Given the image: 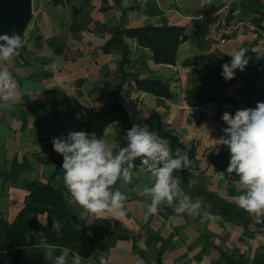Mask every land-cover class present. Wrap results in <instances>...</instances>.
<instances>
[{"label":"crops","instance_id":"0c3cea01","mask_svg":"<svg viewBox=\"0 0 264 264\" xmlns=\"http://www.w3.org/2000/svg\"><path fill=\"white\" fill-rule=\"evenodd\" d=\"M224 6L231 21H249L260 31H241L220 43L216 30ZM33 12L25 45L18 55L0 62L18 85L11 108L0 109V221L17 220L32 193L50 182L61 191L75 228L95 235L93 253L81 256L82 264H100L101 257L109 264H137L138 259L144 264H264V222L257 223L237 206L234 197L242 189L239 177L227 173L229 149L214 147V139L227 127L224 112L234 115L264 102V0H33ZM147 26L184 28L186 40L175 64L156 63L151 50L132 38L104 51L116 31ZM241 48L252 55V67L226 88L225 101L204 105L197 122L191 101L201 85L203 63H184L200 56L231 60L227 54ZM125 54L126 75L120 69ZM137 79L159 80L171 96L141 91ZM115 99L137 123L161 126L193 150L190 165L173 175L181 177L180 188L193 201L210 205V219L202 222L200 214H178L175 204H161L145 221L144 205L150 199L143 189L152 179L140 174L139 167L130 183L113 186L128 197L121 220L92 215L70 198L64 170L54 176L60 154L52 140L83 131ZM95 136L113 146L126 145L119 121ZM37 218L46 224L54 216ZM79 246L38 245L22 252V259L53 264L45 259L52 250L71 264Z\"/></svg>","mask_w":264,"mask_h":264},{"label":"clouds","instance_id":"9594fccd","mask_svg":"<svg viewBox=\"0 0 264 264\" xmlns=\"http://www.w3.org/2000/svg\"><path fill=\"white\" fill-rule=\"evenodd\" d=\"M0 62L8 61L22 47V37L15 31L0 35ZM247 50L241 48L228 53L230 64L222 65L226 80L234 78L235 70L243 71L248 64ZM17 82L7 68L0 69V109H10L17 97ZM223 122L227 125L223 136L214 139L215 146H227L230 162L227 173H235L240 194L234 197L239 208L249 213L257 223L264 222V102L256 107L240 109L232 115L224 112ZM126 145H110L105 139H97L84 131H71L66 136L53 138L55 152L62 155L64 185L70 198L88 213L102 217L111 215L117 220L126 214L128 197L114 189L118 181L130 183L133 178L135 161L139 160V173L150 175L151 186H145L144 195L150 199L145 203L144 219L157 213L161 204L173 206L178 214H200L202 222L211 218L210 205L195 201L180 188L181 177L175 171L190 165L186 153L176 150L173 157L168 141L151 132L147 125L134 124L125 134ZM115 148V151H114ZM203 209V211H201ZM62 224L53 218L52 228L59 234ZM45 259L53 264H68L61 254L54 256L52 250L45 253ZM82 257L74 254L71 264H82ZM100 264H109L104 257ZM137 264H144L142 259Z\"/></svg>","mask_w":264,"mask_h":264},{"label":"trees","instance_id":"16d2710c","mask_svg":"<svg viewBox=\"0 0 264 264\" xmlns=\"http://www.w3.org/2000/svg\"><path fill=\"white\" fill-rule=\"evenodd\" d=\"M125 38L136 39L138 44L151 50L153 58L158 64H175L180 45L186 40L184 28L179 26H147L134 29L118 30L104 46L107 53L109 49ZM252 55L249 53L246 58L249 60L243 71L235 70L234 78L226 80L222 75V65L231 62L229 59H219L214 56H200L193 61L185 62L184 65L199 66L203 63L200 71L201 85L195 91L191 101L194 117L197 122L203 118L202 107L211 102H223L224 93L228 86L233 84L237 78L242 76L252 67ZM129 62L125 54L121 62V72L125 73V66ZM137 88L146 93L159 97L169 98L171 96L169 87L159 80H136ZM119 121L123 124L125 135L134 124L141 127L146 124H139L132 119L125 108L115 99L104 111L93 115L88 126L83 130L90 136L102 135L104 129ZM151 132L168 140L173 157L177 149L186 153L189 161L194 157L192 149L187 150L186 146L161 126L147 125ZM63 157L59 155L57 170L59 174L62 169ZM136 168L140 161H135ZM183 170V169H181ZM53 178V177H52ZM50 214L62 224L59 234L52 228V220L46 224L42 223L37 216ZM80 242L78 253L84 258L92 255L95 245L93 232H85L75 228L68 205L61 194L50 182L42 184L31 195L28 204L25 206L23 215L13 222L0 221V264H37L29 258L22 259V252L34 250L38 245H72Z\"/></svg>","mask_w":264,"mask_h":264},{"label":"water","instance_id":"95a60500","mask_svg":"<svg viewBox=\"0 0 264 264\" xmlns=\"http://www.w3.org/2000/svg\"><path fill=\"white\" fill-rule=\"evenodd\" d=\"M33 17V0H0V35L15 31L23 38Z\"/></svg>","mask_w":264,"mask_h":264},{"label":"built area","instance_id":"2783aa9c","mask_svg":"<svg viewBox=\"0 0 264 264\" xmlns=\"http://www.w3.org/2000/svg\"><path fill=\"white\" fill-rule=\"evenodd\" d=\"M221 12H224V16L220 20L219 26L216 30V37L218 41L222 44H225L230 38L240 33L241 31H245V30L252 32L260 31L257 29L255 25H253L249 21L246 20L231 21L228 17V14L230 12L228 6H224L219 13ZM261 33L264 36V32Z\"/></svg>","mask_w":264,"mask_h":264},{"label":"rangeland","instance_id":"374dc122","mask_svg":"<svg viewBox=\"0 0 264 264\" xmlns=\"http://www.w3.org/2000/svg\"><path fill=\"white\" fill-rule=\"evenodd\" d=\"M33 22H31V24H32ZM30 24V26L28 27V29L26 30V32H25V35H24V37L22 38V47L25 45V43H26V40H27V37H29L30 36V34H29V32H30V27L31 26H33V24L31 25ZM33 31V30H32ZM21 47V48H22ZM19 51V50H18ZM1 221H3V219H1Z\"/></svg>","mask_w":264,"mask_h":264}]
</instances>
